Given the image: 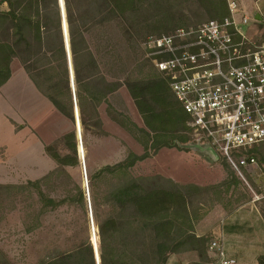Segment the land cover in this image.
Returning a JSON list of instances; mask_svg holds the SVG:
<instances>
[{"label": "trees", "instance_id": "obj_1", "mask_svg": "<svg viewBox=\"0 0 264 264\" xmlns=\"http://www.w3.org/2000/svg\"><path fill=\"white\" fill-rule=\"evenodd\" d=\"M207 1L215 11L219 3L227 9L226 0ZM139 2L65 0L75 96L83 136L91 128L103 129L99 107L123 86L127 87L144 123V127H140L122 114L118 116L124 117L125 121L113 118L142 146L143 153L139 155L129 150L123 160L91 172L88 177L100 264H166L170 255L188 251L197 252L200 257L197 264H203L212 260L209 252L212 239L196 235L195 227L200 216L194 204L209 191L226 187L229 192L241 182L229 166H224L228 177L220 186L183 185L161 175L135 176L133 169L137 164L162 149L184 150L180 144L192 141L190 117L173 93L169 79L158 69L164 79L157 75L146 82H110L101 73L99 59L89 45L92 32L115 22L124 23L131 5ZM5 4L8 10H0V87L11 78V64L18 59L39 92L59 113L75 123L59 0H0V8ZM227 15L228 11L215 17L222 19ZM56 65L62 69V93L57 91L58 84L55 83ZM43 81L50 84L48 88ZM63 143L68 146L70 154L62 155L51 145L45 146L47 155L57 164L50 174L29 180L27 185H0V191L19 189L21 193H31L34 189L42 203L37 219L47 214L49 208L53 211L63 204L75 207L74 215L79 220L87 217L85 195L79 185H76V193L67 191L60 201L48 197L43 190L44 183L54 176L66 174L71 179L66 169L79 165L76 133L65 135ZM254 154L258 155L256 151ZM261 160L263 162L264 158ZM104 178L108 180L106 189L99 193L98 183ZM261 213L264 217V210ZM87 222L88 219L83 220L77 236L83 235ZM76 226L73 222L69 228ZM91 239L89 236L80 237L62 252L49 253L40 264H97ZM259 264H264V256L260 257Z\"/></svg>", "mask_w": 264, "mask_h": 264}, {"label": "rangeland", "instance_id": "obj_2", "mask_svg": "<svg viewBox=\"0 0 264 264\" xmlns=\"http://www.w3.org/2000/svg\"><path fill=\"white\" fill-rule=\"evenodd\" d=\"M161 2L162 7L160 6ZM155 5H159L157 9L154 8ZM207 6H209L207 0H140L137 5H131V11L129 10L126 14L124 23L115 22L105 28H99L89 36V45L99 59L101 73L110 82L122 80L125 84L136 81L146 82L157 75L164 79L149 57V48L146 43L149 44L148 42L152 40L150 37L168 35L179 28H194L210 20L220 19V15L229 12L228 5L226 9L221 3L218 4L217 11ZM0 10H8V5H3ZM248 17L251 24L243 28V31L248 37L264 43V30L255 32V27L264 29L263 25L258 26L257 24L256 11L249 12ZM147 60H150L151 63ZM11 69L14 70L19 82L21 73L25 74L23 65L18 59H14ZM55 73L57 75L55 78V83L58 84L57 91L62 93L64 83L62 69L58 65H56ZM164 76L166 77V75ZM43 82H45L44 86L48 88L50 84L48 85L46 81ZM70 88L72 101L75 105L76 97L74 98L71 84ZM43 97L45 96L43 95ZM99 114L103 122V129L91 128L84 136L81 132L86 144L83 143V153L88 177L91 172H97L107 165H113L123 160L129 150L139 155L143 153L142 146L113 121V118L125 121L124 117L128 116L140 127H144L141 115L127 87L123 86L117 93L109 96L108 102L99 107ZM119 114L124 117H119ZM23 115L27 117L32 127H35L36 134L41 137V140L46 145H51L62 155L71 153L68 146L63 143L65 135L75 132L78 146L76 123H71L59 113L46 97L45 102L35 101L34 104H30V107L26 106V110L21 112L20 117ZM9 134V127L6 126L3 136L7 141H9ZM180 146L183 147V151L167 148L164 149V152L160 151L157 155L138 163L133 169V174L137 177L161 175L183 185L196 184L202 187L220 186L224 183L228 177L224 166L229 165L221 156L215 160L211 156L210 150L195 140L184 145L180 144ZM256 152L258 164L244 171V179L236 174L241 182L240 185L231 188L229 192H226V187L209 191L194 204V209L200 216L195 227L196 235L198 229L200 233H205L204 236L209 237V240L218 238L213 230L218 229L220 225L218 214L222 207L232 209L256 200L255 204L260 211L264 210V161L261 160L264 158V148H260ZM78 160V166L66 169L71 179L66 174L54 176L49 182L44 183L43 190L48 197L60 201L66 196L67 191L71 190L76 193V185L82 188L87 209V217L83 220L88 219V222L87 225L85 223V231L80 237L89 236L91 239L93 209L91 211L89 209L87 186L79 156ZM28 166L31 169L30 177L35 180L50 174L57 168L55 161L48 155L42 158L39 153H36L34 163H30ZM229 170L233 171L230 166ZM191 175L194 177L193 179H185V176L190 177ZM107 181L104 178L98 183L99 193L106 189ZM27 184L24 182L21 185ZM88 185L90 189L89 181ZM41 207L42 203L34 189L31 190V193H21L19 189L0 191V264H40L52 251L56 250L60 253L80 239L77 233L83 220L75 217V207L63 204L53 211L49 208L47 214L37 219ZM73 222L76 223V228H69ZM94 227L97 235L95 223ZM30 229L32 230L30 231ZM183 254L188 255L190 259L195 258L196 261H199V254L194 251L172 254L169 259L173 255ZM169 259L166 264L169 263ZM207 263L209 262L203 264ZM190 264H197V262H190Z\"/></svg>", "mask_w": 264, "mask_h": 264}, {"label": "built area", "instance_id": "obj_3", "mask_svg": "<svg viewBox=\"0 0 264 264\" xmlns=\"http://www.w3.org/2000/svg\"><path fill=\"white\" fill-rule=\"evenodd\" d=\"M227 3L224 18L150 37L146 45L190 117L192 140L244 179L258 164L254 152L264 148V43L243 31L251 21L238 1ZM209 252L207 264H238L219 238Z\"/></svg>", "mask_w": 264, "mask_h": 264}, {"label": "crops", "instance_id": "obj_4", "mask_svg": "<svg viewBox=\"0 0 264 264\" xmlns=\"http://www.w3.org/2000/svg\"><path fill=\"white\" fill-rule=\"evenodd\" d=\"M237 1L247 16L249 12L256 11L255 19L257 17L263 19L257 21L258 26H264V0ZM263 30V27L261 29L255 27L256 33ZM24 72L25 74L21 73L18 82L12 70L11 78L0 87V185H17L35 180L30 177L31 169L28 164L34 163L36 153L42 158L47 155L46 144L36 134L35 127H32L25 115L20 117L26 106L30 107L35 101L45 102V97L36 88L27 72L25 70ZM6 126L9 127V141L3 136ZM185 177L187 180L194 178L192 175ZM255 201L232 209L222 207L218 214L220 225L218 229L213 230L215 236L223 241L227 255L236 259L238 264H259L260 257L264 256V217ZM197 235L204 236L205 233H200L197 229ZM190 262L198 261L183 254L173 255L168 264Z\"/></svg>", "mask_w": 264, "mask_h": 264}, {"label": "water", "instance_id": "obj_5", "mask_svg": "<svg viewBox=\"0 0 264 264\" xmlns=\"http://www.w3.org/2000/svg\"><path fill=\"white\" fill-rule=\"evenodd\" d=\"M61 12H62V29H63V35H64V41L66 45V51H67V58H68V64H69V69H70V75H71V86L73 88V95L74 98L76 97L75 95V84H74V71L72 67V56H71V49H70V37H69V28H68V23H67V18H66V10H65V0H59ZM263 19L261 17H257L256 21H262ZM75 123H76V129H77V139H78V156L81 160L82 167H83V174H84V180L87 186V197H88V202H89V209L91 211L92 209V203H91V198H90V189L88 185V173H87V168H86V159L83 153L84 146H83V139H82V134L80 131L81 127V122H80V114H79V109L77 106V100L75 98ZM211 156L215 158V160L218 159V156L215 155L214 153L212 154L210 152ZM91 227H92V243L94 246L95 250V257H96V262L97 264H100V257H99V252H98V244L96 243V231L94 228V218L93 215L91 216Z\"/></svg>", "mask_w": 264, "mask_h": 264}, {"label": "bare ground", "instance_id": "obj_6", "mask_svg": "<svg viewBox=\"0 0 264 264\" xmlns=\"http://www.w3.org/2000/svg\"><path fill=\"white\" fill-rule=\"evenodd\" d=\"M82 132V131H81ZM82 139H83V137H82ZM84 143V142H83ZM95 228V227H94Z\"/></svg>", "mask_w": 264, "mask_h": 264}]
</instances>
